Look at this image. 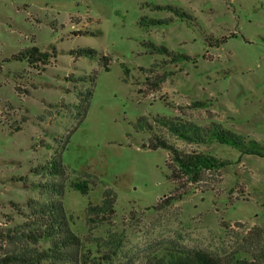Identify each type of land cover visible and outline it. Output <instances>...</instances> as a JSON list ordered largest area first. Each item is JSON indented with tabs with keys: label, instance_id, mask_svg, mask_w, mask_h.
I'll return each mask as SVG.
<instances>
[{
	"label": "rangeland",
	"instance_id": "obj_1",
	"mask_svg": "<svg viewBox=\"0 0 264 264\" xmlns=\"http://www.w3.org/2000/svg\"><path fill=\"white\" fill-rule=\"evenodd\" d=\"M34 46L49 54L44 70L25 54ZM214 123L264 146V0H0V264L26 248L30 201H62L83 249L119 246L113 264H147L168 246L264 251V157L172 129ZM154 133L229 164L178 182L171 152L149 148ZM78 180L88 194L72 190ZM107 190L115 212L89 222Z\"/></svg>",
	"mask_w": 264,
	"mask_h": 264
},
{
	"label": "trees",
	"instance_id": "obj_2",
	"mask_svg": "<svg viewBox=\"0 0 264 264\" xmlns=\"http://www.w3.org/2000/svg\"><path fill=\"white\" fill-rule=\"evenodd\" d=\"M84 33L88 32H79L78 34ZM221 42H224V39ZM151 47V52L157 51L167 54V56L171 55L173 62L177 59L173 55V52L164 46L158 47L152 45ZM95 53L96 51L93 49H80L78 51L79 55L93 56ZM25 54H28L31 65L37 68L42 66L43 70L50 62L49 54L40 51L36 46L29 49ZM22 58H26L23 53H19V55L13 57V59L18 60H22ZM151 70L148 69L149 72ZM163 80L164 77L160 79V82ZM201 105H204V103L199 101L195 102L193 106ZM161 121L167 122L163 119ZM148 128L152 129L151 126ZM172 129L179 137L191 143L218 142L233 147L243 154L264 157V146L262 144L253 140L246 141L241 136L216 123L203 128L196 125H182L179 128L176 125ZM149 148H163L170 151L171 162H173V166L171 162L167 163L168 168L172 169L170 177H176L178 182L183 181L186 184L199 182L202 173L206 170L220 169L229 164V162L222 161L211 154L179 152L155 133L150 138ZM53 162L54 160L48 163ZM47 171L50 175L56 177L61 174L63 168H59L58 171L57 167H53L52 169H47ZM70 186L72 190L79 191L81 194L89 193L87 180L73 181ZM42 187L45 186L43 185ZM48 189L56 194H62L63 185L51 182ZM181 198L182 195L180 194L170 196L162 202L157 203L153 208H164L167 204H171L173 201ZM115 200V197L111 196L109 190L105 191L104 198L99 205H89L88 221H95V217L99 218L101 214H113L115 212ZM26 206L30 210L27 214V221L20 225V228L17 230L21 234V239L23 237V240L27 243L26 248L23 252L8 255L5 259L8 261V264L12 262L17 264H113L114 257L118 255L117 248L119 249V246L116 245L115 250L110 248L107 253L93 251L92 248L83 249L85 246H83L79 235L71 228L62 201H48L40 206H36L35 203L30 201L27 202ZM104 219L106 220L107 217H102L100 220L103 221ZM262 232L263 230L261 229L257 230L255 233L257 236L255 237L260 236ZM112 243H114V240L108 241V243L104 242V246ZM147 264H264V251L252 254L249 258L237 254L229 259H222L220 256L203 249L168 246L161 249L160 256L150 259Z\"/></svg>",
	"mask_w": 264,
	"mask_h": 264
}]
</instances>
